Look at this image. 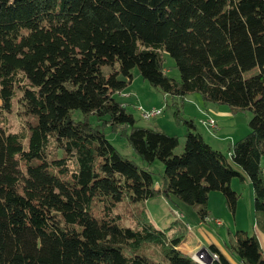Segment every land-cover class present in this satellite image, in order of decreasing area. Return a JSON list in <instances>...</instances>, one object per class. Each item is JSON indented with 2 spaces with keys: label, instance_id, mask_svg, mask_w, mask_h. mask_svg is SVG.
<instances>
[{
  "label": "trees",
  "instance_id": "trees-1",
  "mask_svg": "<svg viewBox=\"0 0 264 264\" xmlns=\"http://www.w3.org/2000/svg\"><path fill=\"white\" fill-rule=\"evenodd\" d=\"M163 51L179 80L166 74ZM135 66L173 98L186 126L180 153L175 134L137 125L115 98ZM192 92L251 112L229 158L181 116L177 100ZM14 99L31 119L17 132L0 124V264H201L179 247L183 235L155 226L144 203L173 195L204 220L209 192L219 191L234 212L230 181L244 174L264 231V0H0V112ZM105 129L147 164L160 160V182ZM124 196L140 202L134 226L113 212ZM207 248L218 255L210 264H231ZM231 249L243 264H264L254 233L236 231Z\"/></svg>",
  "mask_w": 264,
  "mask_h": 264
},
{
  "label": "rangeland",
  "instance_id": "rangeland-1",
  "mask_svg": "<svg viewBox=\"0 0 264 264\" xmlns=\"http://www.w3.org/2000/svg\"><path fill=\"white\" fill-rule=\"evenodd\" d=\"M163 68L168 76L179 80L180 75L178 68L175 65V60L166 51H163ZM101 70L105 74H108L112 69L109 66H102ZM256 71L257 69L253 67L246 70L244 74L248 76ZM131 73L132 78L130 82L125 88L114 94L115 98L119 102L124 103L126 110L133 115L137 125L153 126L163 129L169 134H175L178 137V145L174 148L173 152L175 154L180 153L184 146V133L186 126L182 121H178L173 115V98L170 95L163 93L159 88L151 85L147 80L143 79L137 66L131 70ZM118 78L123 79V76L119 74ZM196 95H198L196 92L188 93L182 99L181 104L178 102L179 100H177L181 116L186 119L193 118L196 126L195 130H199L202 133L204 140L210 145L214 142L219 144L222 148L220 150L227 158H229L228 148L230 143L240 139L247 133L249 129L248 120L251 117V112L249 110L234 111L227 104L203 102L201 98L198 99ZM195 100L196 103L199 102L201 105L207 104L212 108L209 110H216L213 105H218V107L224 110L226 109L229 112L228 117H220L226 118L228 121L222 123L221 128L218 130H215V128H207L201 123L202 118H199L200 112L195 108ZM138 105H142L146 109L159 107L162 108V112L155 117L146 119L140 116L137 108ZM188 107H191L190 112H188ZM72 117L75 120L80 119L81 112L74 111ZM208 117V115L205 116V118ZM30 119V116L23 112L15 99L13 100L12 108L9 111L0 112V124L3 125L7 132L25 130L27 122ZM89 120L92 124L97 122L94 116H90ZM104 131L107 139L120 154L132 159L138 166L150 170L154 183L160 182L164 169L160 160L156 159L151 164H147V162L143 161L132 149L124 137H120L117 134L110 132L108 129H105ZM260 165L264 176V154L261 155ZM230 185L238 193L234 212L230 211L226 206L221 192L210 191L207 199L208 216L204 218V223L201 228L197 225L200 216L197 213L196 207L181 202L173 195L166 198L157 197L148 200L144 203V206L146 207L150 220L158 228H165L170 223V228L168 230V233H171L170 235L181 234L183 235L182 237L185 235L187 236L188 229L187 226L183 224L186 223L189 225V228L191 227L190 232L193 234V238L195 237L194 239H199L203 244L206 243L204 236L208 233L212 234L215 238H218L221 241L225 240L228 243L229 238L231 240L234 239L235 233L238 230L245 231L248 235L254 233V221L256 222L254 192L247 175L244 174L243 180L239 179L237 176L233 177L230 181ZM139 208L140 202H133L128 196H124L123 199L116 204L113 212L120 214V222L122 225L134 226L136 219L135 214H138ZM216 218L221 222L217 223L215 221ZM194 239L191 240L192 243ZM185 240L188 239H181V241ZM197 248L198 247L189 249L188 253L190 254ZM146 249L151 257L157 255V246L149 245Z\"/></svg>",
  "mask_w": 264,
  "mask_h": 264
},
{
  "label": "crops",
  "instance_id": "crops-1",
  "mask_svg": "<svg viewBox=\"0 0 264 264\" xmlns=\"http://www.w3.org/2000/svg\"><path fill=\"white\" fill-rule=\"evenodd\" d=\"M198 99H200L199 95H196ZM185 100V99H184ZM124 104V103H123ZM184 105V103H183ZM195 108L197 110H199L200 112V115H199V118H205V116H212L216 122H217V125L214 127L215 130H218L219 128H221L222 126V123H225V121H228L226 118H221L220 116H224V117H228L229 115V112L225 109H222L220 107H218V105H213L214 106V109H216L215 111L213 110H209V109H212L210 108L207 104L205 105H201L199 104V102L196 103V100H195ZM188 112H190V108L191 107H188ZM219 108V109H218ZM203 112V113H202ZM215 115H213V114ZM198 115V114H197ZM195 116V115H193ZM191 118V117H190ZM198 118V119H199ZM193 119V118H192ZM194 121V119H193ZM163 130V129H162ZM199 131V130H198ZM200 132V131H199ZM201 133V132H200ZM202 134V133H201ZM203 136V135H202ZM213 143V142H212ZM217 144V143H213L211 144L212 147L216 148V149H222L221 146ZM221 151V150H220ZM231 186V185H230ZM232 187V186H231ZM233 189V188H232ZM234 190V189H233ZM236 191V190H235ZM147 202V201H146ZM237 204V202H236ZM208 216V214H207ZM209 218V217H208ZM217 219V218H216ZM208 220V219H207ZM173 222V221H172ZM221 222V221H220ZM183 223V222H182ZM204 223V220L200 219L199 218V221H198V226L201 228L202 227V224ZM184 225L187 226V229H188V232H187V236L185 235L184 237H182V239H185L187 238L188 240H185V241H180L179 242V247L184 249L185 251H189V249H193V248H196L198 247L196 250H194L193 252L197 251L198 249H202L203 247H207L209 244H214L218 250L228 259V261L231 263V264H243L242 260L240 259V257L231 249V244L233 243L234 239L231 240L229 238V241L228 243L223 240H219L218 238H215L212 234L208 233L205 237V244H203L199 239H194L193 238V234L190 232L191 230V227L189 228L186 223H183ZM170 225V223H169ZM168 225V226H169ZM254 234L257 238V241H258V244H259V247H260V250H261V255L262 257L264 258V231L259 229L257 226H256V222L254 221ZM193 243L191 242V240H193ZM191 252V254L193 253Z\"/></svg>",
  "mask_w": 264,
  "mask_h": 264
},
{
  "label": "built area",
  "instance_id": "built-area-1",
  "mask_svg": "<svg viewBox=\"0 0 264 264\" xmlns=\"http://www.w3.org/2000/svg\"><path fill=\"white\" fill-rule=\"evenodd\" d=\"M137 108H138L139 112H142V114L150 115L151 117H155L162 112V108H159V107H151L149 109H146L142 105H138ZM201 122L212 123L214 125H217L216 120L212 116H211V120H203L202 119ZM217 220L220 223V220L219 219H217ZM195 252H196V254L197 253H207L208 255H211L214 260L217 259V257H218L216 252L210 251L207 247H203L202 249H198Z\"/></svg>",
  "mask_w": 264,
  "mask_h": 264
},
{
  "label": "bare ground",
  "instance_id": "bare-ground-1",
  "mask_svg": "<svg viewBox=\"0 0 264 264\" xmlns=\"http://www.w3.org/2000/svg\"><path fill=\"white\" fill-rule=\"evenodd\" d=\"M140 113V116L143 117V118H150L151 116L150 115H144L142 114V112H139ZM203 120H211V116H209L208 118H205ZM203 123L207 128H214L216 125L212 124V123H205V122H201ZM215 221L217 223L218 220L215 219ZM192 258L194 260H196L197 262L201 263V264H210L214 259L212 258L211 255H208L207 253H197L196 252H193L192 253Z\"/></svg>",
  "mask_w": 264,
  "mask_h": 264
}]
</instances>
